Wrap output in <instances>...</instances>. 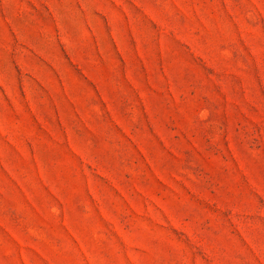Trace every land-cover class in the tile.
Listing matches in <instances>:
<instances>
[{
    "label": "rangeland",
    "instance_id": "1",
    "mask_svg": "<svg viewBox=\"0 0 264 264\" xmlns=\"http://www.w3.org/2000/svg\"><path fill=\"white\" fill-rule=\"evenodd\" d=\"M0 264H264V0H0Z\"/></svg>",
    "mask_w": 264,
    "mask_h": 264
}]
</instances>
